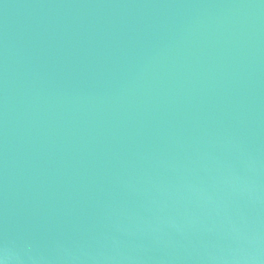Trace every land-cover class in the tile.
Listing matches in <instances>:
<instances>
[{
	"label": "water",
	"instance_id": "water-1",
	"mask_svg": "<svg viewBox=\"0 0 264 264\" xmlns=\"http://www.w3.org/2000/svg\"><path fill=\"white\" fill-rule=\"evenodd\" d=\"M0 264H264V0H0Z\"/></svg>",
	"mask_w": 264,
	"mask_h": 264
}]
</instances>
